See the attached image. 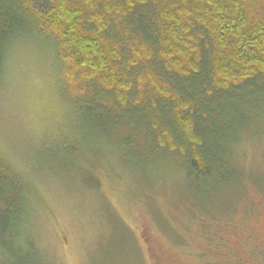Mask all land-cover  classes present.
Wrapping results in <instances>:
<instances>
[{
	"label": "rangeland",
	"instance_id": "obj_1",
	"mask_svg": "<svg viewBox=\"0 0 264 264\" xmlns=\"http://www.w3.org/2000/svg\"><path fill=\"white\" fill-rule=\"evenodd\" d=\"M13 58L0 153L31 190L22 253L3 251L0 264L264 262V229H252L264 227L263 81L203 103L207 174L196 177L188 155L156 145L144 114L94 102L102 114L90 116L46 49Z\"/></svg>",
	"mask_w": 264,
	"mask_h": 264
},
{
	"label": "trees",
	"instance_id": "obj_2",
	"mask_svg": "<svg viewBox=\"0 0 264 264\" xmlns=\"http://www.w3.org/2000/svg\"><path fill=\"white\" fill-rule=\"evenodd\" d=\"M32 44L90 116L102 114L94 102L144 114L156 145L188 155L201 177L203 103L264 83V0H0V85L17 49ZM29 181L0 153L1 255L22 253Z\"/></svg>",
	"mask_w": 264,
	"mask_h": 264
},
{
	"label": "flooded vegetation",
	"instance_id": "obj_3",
	"mask_svg": "<svg viewBox=\"0 0 264 264\" xmlns=\"http://www.w3.org/2000/svg\"><path fill=\"white\" fill-rule=\"evenodd\" d=\"M254 226H255V225H254ZM252 229H253V231H254V235H255V236H262V235H263V233H261V234H258V233H259V231L263 230L264 227H262V228H257V227L255 226V227H252ZM253 254H254V253H253ZM261 264H264V262H261Z\"/></svg>",
	"mask_w": 264,
	"mask_h": 264
}]
</instances>
